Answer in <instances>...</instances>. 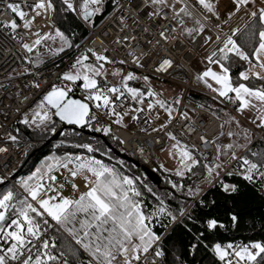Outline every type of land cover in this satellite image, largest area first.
I'll return each instance as SVG.
<instances>
[{
	"label": "snow or ice",
	"instance_id": "1",
	"mask_svg": "<svg viewBox=\"0 0 264 264\" xmlns=\"http://www.w3.org/2000/svg\"><path fill=\"white\" fill-rule=\"evenodd\" d=\"M116 0H114V3ZM178 0H141L139 6H134L132 0H129L128 10L136 15L131 17L133 23H139L138 14L142 10H147L149 19L159 17L163 9L170 8L174 13V18L183 14V16L192 17L188 5L184 4L178 10L175 4ZM203 10L211 13L219 21L220 16L216 6L211 0H194ZM257 4L259 6H257ZM232 9L227 13L229 17L239 12L241 9L251 18V24L241 32L239 28H232L230 34L216 36L219 45L215 51H212L205 57L208 65L205 70L197 75V79L217 94V97L229 104L235 106L237 113L243 114L245 111L257 112V127L264 128V0H231ZM123 9V6L118 5ZM25 7L31 9L32 16L25 12L20 3H6V8L16 17H19L23 24L17 23L16 19H10L3 25L6 33L10 31L12 39H21V47L28 53H32L37 46L42 45L45 41H60V47L50 49L53 54L63 52L65 48H71L72 43L69 37L56 26V14L58 12L56 0H33L31 4L25 3ZM102 11V0H60L59 13H75L82 17L84 21H89L91 17ZM46 17L49 27L52 31L41 33L36 31L32 33L35 39L31 43H25L22 38L17 37L16 30L18 27L30 29L36 17ZM226 22V21H222ZM179 23L184 24L183 18ZM119 24L122 31L129 29L125 16L119 18ZM198 27L188 28L186 31L189 35L195 32L197 35L205 31L206 25L199 20L195 21ZM220 27L219 24L216 25ZM149 29L143 28L144 32ZM175 31L174 28H164L159 32V36L165 41L169 39L166 32ZM239 33V36L237 35ZM27 34V33H26ZM195 38V37H193ZM210 36L204 38L208 43ZM136 40V36L125 34L122 38L116 37L115 43L122 44L128 41ZM159 43V41H157ZM95 61L87 63L88 55L81 54L72 64L75 71H66L62 73L59 79L62 81L76 82L82 80L81 87L86 91L83 99H73L70 97V88L58 86L55 83L43 94L42 100L33 110L31 121L28 115L22 121L24 124L36 123L38 128L51 131H57L56 122L53 116L58 117L59 121L68 125L78 127L92 128L96 132H103L105 135L111 133L110 126L101 125L95 127L92 121L99 123L95 112L91 111L90 104L95 102L97 110L105 109L106 116H115L113 123L121 126L124 124V117L129 115V111L124 110L121 103V111L116 110V105L124 101L132 100L138 104L144 102V96L155 97L157 93L153 91L149 83L150 78L147 75L137 76L134 72L129 71L127 74L120 76L118 84L104 83L102 86L98 83L97 77L106 76L104 68L105 63H115L114 59L106 54L107 49L94 50L86 49ZM128 55L133 57V62L137 67H143L141 59L134 52ZM30 60L33 65L42 63L39 60ZM233 58L238 59L247 68L239 71L237 78L234 80L232 75ZM119 63L124 64V60ZM173 61L169 58H163L159 63L156 71H166ZM216 66V70L211 67ZM27 71V69L25 70ZM113 76H119V71H114ZM143 80L148 85L146 93L138 87H131L129 81ZM258 81L259 86L252 83ZM35 88H40L38 82L32 84ZM161 108L169 113L171 117V107H165L162 100H156ZM179 103V100L176 101ZM148 108H153V102H148ZM54 110V111H52ZM133 113L141 112V108H132ZM186 115V114H183ZM228 115V113H225ZM138 117L131 115V120L136 121ZM38 121V123H37ZM228 122H234L237 128H240V121L234 116H229ZM166 125H161L165 128ZM223 125L221 128L223 129ZM156 131V129H153ZM172 140L176 141L172 148L176 150L179 157V167L175 170V175L183 177L185 173H193V169L201 164L189 148L180 145L176 137L171 133H166ZM76 135H79L76 133ZM220 135H224L221 131ZM240 135V133L227 132L228 137ZM245 140L250 139L248 129L243 130ZM12 142H16L17 137L8 134L7 137ZM113 139H118L113 137ZM200 139L205 143H215L216 156L212 161L203 163L201 166L205 171L204 181L212 186L219 187L226 194L232 195L239 192V186L235 183H227L221 177L226 175L231 177L233 171L226 170V162L221 159L222 156H229L239 164L242 171L237 172L244 181L255 184L259 181L261 188H264V153L252 152L251 155L256 157L255 160L247 156H237L233 150L244 147L238 143L220 144L214 137L212 141H207L204 136ZM123 144V140H119ZM73 147L86 149L88 153L99 151L91 143L75 144ZM7 148L0 147V152H6ZM171 155L172 152L170 151ZM53 161L54 163H47ZM66 169L73 181L80 177L84 181V189L81 191L79 185L71 183L73 196L62 195L58 189L64 188V183L53 187L56 182V176L49 175L54 169ZM195 174V173H193ZM45 177L51 182L45 184ZM67 182V181H66ZM18 183L24 189L27 195L23 199H18V194L11 189L0 193V264H53L65 257L61 251L59 255L53 254L57 248L55 239H46L50 229L66 232L80 249L87 253L89 259L87 264H163L165 251L163 248L164 233L158 234L153 224H159L167 229L176 223H183V219L193 220L190 211L183 206L179 209V216L168 209L164 199L156 196L159 206L151 213L147 212L143 201L140 197L143 195L137 187L135 180L129 176L122 175L115 167H110L95 156L69 155L47 156L37 166L36 171L28 177H22ZM171 183V182H170ZM177 191L182 190V185L172 184ZM151 191V189H148ZM54 195H48V193ZM204 192L199 185L189 187L186 195L194 200L201 197ZM155 195V193L153 194ZM201 206L205 205L204 199H199ZM214 205L215 201L207 202ZM195 207V205H193ZM231 220L235 222L237 216L230 213ZM167 221L165 223L164 221ZM203 227L213 232L217 228H224L225 225L217 218L209 217L203 221ZM189 231H191L189 229ZM203 235V233H200ZM199 241V236H197ZM190 249L195 250L197 244H190ZM207 247V246H206ZM35 249V254H33ZM221 264H264V241H251L246 244H221L216 242L209 249ZM73 255L76 253L73 252ZM179 260V257H176ZM63 264H68L65 258ZM79 264H84L79 261Z\"/></svg>",
	"mask_w": 264,
	"mask_h": 264
},
{
	"label": "built area",
	"instance_id": "2",
	"mask_svg": "<svg viewBox=\"0 0 264 264\" xmlns=\"http://www.w3.org/2000/svg\"><path fill=\"white\" fill-rule=\"evenodd\" d=\"M9 2L20 3L22 9L30 13L31 9L25 7V3L31 4L33 0H0V147L7 148L6 152H0V183L5 181L14 184L12 175L24 162L28 147L33 143L17 137L15 127L18 121L30 105L42 97L53 83L59 84L62 81L58 77L79 55L87 53L86 49L88 48L94 50L107 49L106 54L110 59H114L115 63L121 64L119 61L124 60L125 63L122 65L142 75L149 76L160 85L165 84L169 89L172 88L171 90L165 89V92H169L168 95L164 91L154 88L157 95L149 97L146 94L142 104L130 99L124 101L122 98L121 102L116 105V110L121 111L120 104L122 103L124 110L129 111V115L124 117L126 127L113 123L115 116H106L103 108L97 110L95 102L90 104V109L95 112L98 121L110 126V134L117 137L116 140L124 141L123 144L120 143L122 152L138 163L155 170L161 165L159 150L170 138L166 133L171 132L179 143L189 148L203 163L213 160L215 143H205L200 137L204 136L207 141H212L216 135L221 133V125L224 124L209 107L197 103L190 95L192 93L197 97L210 98L222 105L225 113L228 114L236 115L235 106L226 101L222 102L211 89L196 84L195 79L198 74L193 65L198 58V48L202 40L194 42L179 33L182 26L179 23L182 18L180 15L174 18L172 10L165 8L159 17L149 19L147 10H142L138 14L139 23L137 24L133 23L131 18L136 14L128 10L129 0H116L115 3L114 0H109L110 11L98 24H93L91 20L84 21L82 17L77 16L88 33L73 51H69L47 63L33 65L29 62L33 60L32 54L20 46L21 39H12L10 31L6 33L3 28V25L10 19H16L18 24H23L19 17H16L6 8V3ZM75 2L78 4L79 0H75ZM178 2L182 6L188 5L193 17L206 25L205 29L212 37L210 43L201 51L204 58L218 47L220 43L216 41L218 34L223 37L224 34H230L232 28H239L242 32L251 23V18L245 14L243 9L222 20L226 21L222 23L211 13L195 5L194 0H178ZM140 3L141 0H132L134 6H139ZM118 5L123 6V9ZM121 16H125L127 19L129 29L126 31L121 30L119 24ZM217 24L220 25L219 28L216 27ZM145 27L149 29L147 32L143 31ZM164 28L175 29V31L166 32L169 37L167 41L159 36V32ZM50 30L49 27L47 31ZM20 32L26 33L25 29L18 27L16 30L17 37H19ZM125 34L136 36V40L122 44L114 42L116 37L122 38ZM237 35L239 36V33ZM22 41L29 42V36L27 39L22 38ZM130 51L141 59L143 67H137L133 62V57L128 55ZM163 58H169L173 63L166 71L158 72L156 69ZM26 69L27 71H25ZM34 82H38L40 88L33 87ZM75 91L82 98L87 94L85 90H79L77 85L70 93ZM177 96L179 103H176ZM156 100H162L165 107H171V117L164 108L155 103ZM149 101L153 102L152 109L147 106ZM132 108H141L142 111L133 113ZM131 115H136L138 119L132 121ZM161 125H166V127L161 128ZM246 125L252 134L251 139L246 147L236 154L255 160L256 157L251 155L252 152H258V148H261L264 153V128L255 129L248 123ZM9 133L17 137L15 143L7 138ZM226 170L233 171L234 175L242 171L235 160H231L226 165ZM60 174L67 183L73 182L66 169H61ZM250 185L258 194L264 193V188H261L259 181ZM187 210L190 211L189 208ZM45 238L48 239L47 236ZM232 243L245 244L242 240H236ZM53 264L63 263L56 261Z\"/></svg>",
	"mask_w": 264,
	"mask_h": 264
},
{
	"label": "trees",
	"instance_id": "3",
	"mask_svg": "<svg viewBox=\"0 0 264 264\" xmlns=\"http://www.w3.org/2000/svg\"><path fill=\"white\" fill-rule=\"evenodd\" d=\"M56 6L58 9V12L56 14V26L65 32L72 43L71 48H65L66 50H64L63 54H60L62 56L69 51H73L78 46V44L87 36L88 31L75 13H59L60 0H56ZM110 8L111 6L109 0H105L103 10L100 14L93 16L91 20L92 23L95 25L98 24L110 11ZM231 64L232 75L233 79L235 80L238 76L239 71L244 67V64L242 67V62H240L236 58L232 59ZM252 83L259 86L260 82L252 81ZM140 89L141 91H144L146 93L147 86H140ZM192 99L197 103L209 107L217 115L225 113L224 107L211 100L210 98L199 96L192 97ZM56 120L61 127L62 123L57 118ZM17 124L19 126L21 125L19 124V121ZM92 124L95 127L105 125L102 121H99V123H97V121H92ZM18 132L20 133V131ZM88 132L103 134L114 147L120 149L119 141L113 139V136L111 134L105 135L102 131L96 132L92 128L88 127H83L82 130L72 127L65 128L62 130V135L57 140L61 139L64 133L67 135H69V133H72L77 137V140L84 143H91L93 146L96 145L103 152H107L116 157L112 153V151H110L106 147L101 138L95 137ZM76 133H78L79 135H76ZM23 134H25L29 138H38L42 140V143H40V145L36 147L37 149L32 156L29 157L27 153L24 162L18 167V169H23V167L30 161H32L31 164H36V162L39 161L41 157L47 155V153L49 152L48 149L50 148V146H52L53 142L52 141L48 144L43 145L44 141L51 135V133H40L37 130L32 131L30 129L24 128ZM60 152L63 156L69 151L68 149H61ZM258 152L263 153V150L261 148H258ZM103 156L104 155H97V157L101 159H103ZM122 161L126 163L130 168L138 170L141 174H143L139 167H135L133 164L128 163L124 160ZM196 169L197 166L193 169V173L196 171ZM193 173L189 174L191 175ZM189 174L184 177V181L185 183L187 182V184L191 179ZM15 177H17V175ZM221 178L227 183L238 184L239 192L237 194L229 195L222 192L218 186H208V188L204 190L202 196L197 199L196 203H194L195 207L192 206L190 209L193 220L184 218L183 223L173 224L167 229L161 227L159 224H153L154 230L158 234L164 233L163 248L165 251V256L163 258V264H221L218 258L215 257V255L209 250L212 244L216 242L227 244L232 243L236 240H242L245 244L251 241H264V193L262 195L258 194L252 187V185H250L247 181H244L238 175L233 174L231 177L222 175ZM62 180L66 184H71L67 183L64 179ZM8 185L11 184L9 183ZM4 186L5 184L0 186V193L3 191ZM154 186L157 189V193L164 195L165 190L163 189L165 187H158L156 185ZM169 196L171 198H168L167 202L172 205L173 209H178L179 207L183 206V204L187 200L186 195L177 194L173 191L169 192ZM23 198L24 197H18V199ZM201 198L206 202L204 206H201L198 203V200ZM209 201H215V204L209 205L207 203ZM144 204V207L148 212H151L154 209L151 203L146 199L144 200ZM230 213L237 216V220L235 222L231 220ZM209 217L219 219L225 225V227L217 228L213 232L207 231L203 227V221ZM164 222L167 223L166 220ZM189 229L191 231H189ZM200 233H203V235H200ZM197 236H199V241H197ZM47 238L50 240L53 238L55 239L57 248L54 250L53 254L59 255L61 251L65 253V257L59 260L62 263L66 258L68 260V264H79V261H83L84 264H87V260L89 259L87 253H85L83 249H80L79 246L76 245L75 241L72 240V238L63 230L57 231L55 229H50L47 233ZM0 244H3V241H0ZM190 244H197L196 249L191 250L189 247ZM35 251L36 250L34 249L33 254H35ZM73 252H75L76 254L73 255ZM176 257H179V260H177Z\"/></svg>",
	"mask_w": 264,
	"mask_h": 264
},
{
	"label": "rangeland",
	"instance_id": "4",
	"mask_svg": "<svg viewBox=\"0 0 264 264\" xmlns=\"http://www.w3.org/2000/svg\"><path fill=\"white\" fill-rule=\"evenodd\" d=\"M105 0H102V10H103V5H104ZM101 12L97 13L96 15L100 14ZM183 19H184V24L181 26V28L179 29V33L182 34L186 31V29L191 28V26L193 24H195V20L193 17H187V16H183V14H179ZM195 26L197 27V25L195 24ZM31 30H33L32 28H30ZM49 29V28H48ZM47 29V30H48ZM31 30L28 29V32L24 33V32H20L18 35L19 37L23 38V39H27ZM37 31L40 29H36ZM46 30V31H47ZM52 31V29L50 30ZM49 31V32H50ZM30 42V41H29ZM60 47V41L57 39L55 42L51 41V40H47L45 41L42 45L37 46V48H35L33 50V52L31 53L33 56V60H37V53H39V60L42 61V63L47 62V61H52L57 59L58 57H60L61 53L63 54V52L57 53V54H53L52 51H50V49L53 48H57ZM66 50V49H65ZM88 55L89 60L86 61L87 63H92L95 61V58L92 57L90 54L87 53H83ZM199 57L197 58L196 61H200L201 60V55L200 52L198 51ZM80 56V55H79ZM76 60V59H75ZM74 60V62H75ZM194 62V70L196 69V63ZM73 62V63H74ZM72 63V64H73ZM41 64V63H39ZM72 64L64 71H75V69L72 68ZM38 65V64H36ZM209 66V65H207ZM207 66H201L200 68H206ZM104 68L106 70L107 75L106 76H100L97 77L98 83L102 86L105 82L108 83L109 86H111L112 84H118L120 82V76L127 74L129 71L134 72L137 76H144L122 64H118V63H105L104 64ZM201 69V71H202ZM114 71H119L120 75L119 76H113L112 73ZM196 71V70H195ZM200 71V72H201ZM83 81L79 80L76 82H68V81H61L59 84H56L58 86H66L68 88H70L71 90H73L74 88H76V85L79 87V90H84L81 85H82ZM151 88L153 89V91L155 92L154 88H156V90H160V91H164V93L166 95L169 94V92H165V89L167 90H171L172 88H168L165 84H161L158 83L157 81H154L152 78H150L149 81ZM129 85L131 87H138L140 88V86H147V84H145V82L143 80H133V81H129ZM146 95V94H145ZM42 100V97L38 98L32 105H30V107L26 110V112L23 114V116L20 118L19 120V124H21L20 126L17 124V127H15V133L17 135V137H19V139H23L24 141H32L33 143L28 147V155H30L31 153H35V150L37 149L36 147L38 145H40V143H42V140L38 139V138H29L28 136H26L25 134H23V130L25 129H30L32 131L37 130L40 133H51V135L53 134V132L48 131V130H44L42 128H38L36 126V123H30V124H24L22 123L25 114L28 115L29 120L31 121V117L33 115V110L36 109V105L39 103V101ZM177 100H178V96H177ZM53 111V110H52ZM218 118L220 121L223 122V133L224 135H216V140L219 142H233V143H237V142H242L245 143L248 140H245L244 136H243V130L245 128H243L242 126L240 128L236 127V124L234 122H228L229 120V114L225 115V113L218 115ZM52 119L56 122V127H57V131L60 129V125L59 123H57V120L55 118V116L52 117ZM38 123V121H37ZM59 126V127H58ZM20 131V133L18 132ZM228 131H232L233 133H240V135H233L232 137H228L227 136V132ZM251 133V132H250ZM62 135V133H61ZM60 135V136H61ZM252 135V134H251ZM251 137V136H250ZM48 138V137H47ZM77 137L74 136V134L69 133V135L67 134H63V136L61 137V139L57 140V141H53L52 142V146H50V148L48 149V153L47 155H45L44 157H41L39 159V161L36 162V164L33 165V163L31 164L32 161L28 162L23 169L19 168L17 177H14V184L8 185L9 183L5 184V186L3 187V191L7 190V189H11L13 192L15 193H19L18 197H25L27 195V193L24 192V189L20 186V184L18 183V181L22 178V177H28L31 175L32 172L36 171L37 166H39L41 164V161L44 160L45 157L47 156H62L61 154V149H68V153L69 155H81V156H95L96 159H100L102 160L104 163L108 164L110 167H115L122 175H126L129 176L130 178H133L135 180V183L137 185V187L141 190V192L143 193V195L140 197V199L143 201L144 204V200H148L152 207L154 208L151 212H153L155 210L156 207L159 206V202L156 199V196H160L164 199L165 205L168 207L169 210L174 211L178 216H179V209H173L172 205H170L169 202H167L168 198H171L169 196V192L173 191L174 193L177 194H181V195H186L188 188L191 187H196L197 185H199L202 189L206 190L208 188V185L205 181H204V175H205V171L203 169V167L201 166L203 163L201 162V164L197 165V169L194 172L195 174H189V173H185V175L183 177H178L175 175V170L180 166L179 165V157L176 154V150L172 148V145L174 143H176V141L172 140L171 138H169L168 140H166L165 145L163 148H161L159 150V157L161 158V165L158 166L155 171L160 175V177L162 178V183L161 186L165 187L163 190H165L164 195L163 194H159L157 193V189L154 185H152L151 183H149V181L146 179V177L141 174L138 170L132 169L130 168L126 163H124L121 159L116 158L114 156H112L111 154L107 153V152H103L99 147H97L96 145H94L95 148H98L99 151L93 152V153H88L86 149H82V148H78V147H73V145L75 144H81L84 142H81L79 140L76 139ZM76 140V141H75ZM250 140V139H249ZM180 145H182L180 143ZM172 152V154L170 155L169 152ZM215 152H216V146H215ZM32 154V155H33ZM97 155H104L103 159L97 157ZM216 156V153H215ZM214 156V157H215ZM226 156H222L221 159L224 160ZM226 165L230 162L225 161ZM47 163H54L53 161H48ZM63 168H59L54 169L49 175H54L56 176V182L53 183V187H56L58 184L60 183H64V181L61 178V174H60V170ZM16 171V172H17ZM190 175L191 179L189 181V183L187 184V182L185 183L184 181V177L186 175ZM45 184L51 183L46 177L43 181ZM74 182L79 185V189L81 191L85 190L84 189V181L82 178L77 177L75 178ZM171 182V183H170ZM175 183L177 185H182V190L181 191H177L175 188L172 187V184ZM192 184V185H191ZM148 189H151V191H148ZM59 191H61L62 195L65 196H73V190L71 188V184H66L64 183V188L63 189H58ZM2 191V192H3ZM167 191V192H166ZM1 192V193H2ZM21 193V194H20ZM155 193V195H153ZM48 195H54V193H48ZM187 196V195H186ZM187 200L185 201V203L183 204V207L187 210L188 208L191 209V207L194 205V203H196L197 199L195 200L192 197L187 196L186 197ZM194 201V202H193ZM145 205V204H144ZM148 212V211H147ZM149 212V213H151Z\"/></svg>",
	"mask_w": 264,
	"mask_h": 264
},
{
	"label": "crops",
	"instance_id": "5",
	"mask_svg": "<svg viewBox=\"0 0 264 264\" xmlns=\"http://www.w3.org/2000/svg\"><path fill=\"white\" fill-rule=\"evenodd\" d=\"M169 2L171 3L172 2V0H169ZM211 2L216 6V10H217V12L219 13V16H220V21H222V20H224V19H226L227 17H229L228 15H227V13L229 12V11H231V10H233L232 9V5H231V0H211ZM257 6H259L258 4H257ZM175 7L177 8V10L180 8V7H182V5L179 3V2H177L176 4H175ZM192 17H193V15H192ZM215 17V16H214ZM194 18V17H193ZM216 18V17H215ZM184 20V19H183ZM194 20L196 21V19L194 18ZM196 26H195V24H193L192 26H191V28H195ZM198 27V26H197ZM182 35L185 37V38H187V39H189V40H191V41H199V40H202V42H201V44H199V52H200V55H201V51L208 45V43H210V41L212 40V37L210 36V34L207 32V30L205 29V31L203 32V33H200L199 35H197L195 32H193L191 35H189L188 34V32L187 31H185L184 33H182ZM206 36H210L211 37V39L208 41V43H205L204 42V38L206 37ZM193 37H195V38H193ZM198 57H199V55H198ZM197 60V59H196ZM197 63H196V72H197V74H199V73H201V72H203L204 70H205V67L202 69V68H200L199 69V67H201V66H207L208 65V62H207V60L201 55V60L200 61H196ZM211 67H213V69L214 70H216V66L215 65H211ZM248 67V65L247 64H244V67L243 68H247ZM243 68H242V70H243ZM201 69H202V71H201ZM201 71V72H200ZM241 71V70H240ZM195 82H196V84H198V85H200V86H203V87H206L205 86V84L203 83V82H201V81H199L197 78L195 79ZM229 116H234V117H236V119L237 120H239L240 121V125L243 127V128H245V129H248L249 130V128L247 127V125H246V123H248L249 125H251L252 127H254L255 129H260V127H257L256 126V123H258V121H256V123H253V120H256V116H257V112L255 111V110H253V111H245L243 114H241V113H237L236 112V115H234V114H229ZM249 133H250V130H249ZM250 136H252L251 135V133H250ZM250 139H251V137H250ZM249 141L250 140H248L247 142H245V143H243L242 144V142H237L238 144H240V145H244V147H240V148H235V149H233L236 153H238V152H240L241 150H243L245 147H246V145L249 143ZM216 142H218V143H220V144H228V143H233V142H226V141H223V142H219V141H217L216 140ZM216 153V152H215ZM194 155H196L195 153H193ZM197 156V155H196ZM228 160V162L229 161H231V158H230V154H229V156H226L225 158H224V161H227ZM74 182V181H73Z\"/></svg>",
	"mask_w": 264,
	"mask_h": 264
},
{
	"label": "water",
	"instance_id": "6",
	"mask_svg": "<svg viewBox=\"0 0 264 264\" xmlns=\"http://www.w3.org/2000/svg\"><path fill=\"white\" fill-rule=\"evenodd\" d=\"M92 18H93V17H91L90 20H92ZM90 20H89V21H90ZM69 95H70V97L73 98V99H83L79 94L76 93V91L73 92V93H69ZM190 96H192V97H197V95L192 94V93H191ZM42 98H43V96H42ZM53 111H54V110H53ZM56 118L59 120L58 117H56ZM60 122H61V121H60ZM61 123H62V126L60 127V129H59L58 131H56L55 133H53L52 135H50V136L44 141L43 145L48 144V143H50V142H52V141H56V140L60 137V135H61V133H62V130L65 129V128L72 127V128H76V129H79V130H82V129H83V127H78V126H76V125H68V124L63 123V122H61ZM16 127H17V126H16ZM88 133L91 134V135H93V136H95V137H99V138H101L102 141L104 142V144L106 145V147H107L110 151H112V153H113L117 158L122 159V160H124V161H126V162H128V163H131V164H133L135 167H139V169L142 171L143 175L146 177V179H148V181H149L151 184H154V185H156V186H158V187L161 186L162 178L160 177V175H159L155 170H152V169L148 168L147 166L138 163L136 160H134L133 158L129 157L126 153H124V152H122L120 149H117L116 147H114V146H113V145H112V144L106 139V137H105L103 134H101V133H93V132H88ZM32 154H33V153H31V154L29 155V157L32 156ZM16 175H17V172H15V173L12 175V177L14 178ZM4 184H6L5 181L1 182V183H0V186H1V185H4Z\"/></svg>",
	"mask_w": 264,
	"mask_h": 264
},
{
	"label": "bare ground",
	"instance_id": "7",
	"mask_svg": "<svg viewBox=\"0 0 264 264\" xmlns=\"http://www.w3.org/2000/svg\"><path fill=\"white\" fill-rule=\"evenodd\" d=\"M31 16H32V12L30 11L29 18ZM37 25H39V26H37ZM34 27H35V29H34ZM31 28L33 30L29 29V30H31V32L29 34L30 42H27V43H31L35 39V36L32 35V33L36 32L37 31L36 29H40V32L43 33L49 28V25H48V22H47V18L43 17V16L42 17H36V19L33 21V25H32ZM25 31L28 32V29H25Z\"/></svg>",
	"mask_w": 264,
	"mask_h": 264
},
{
	"label": "flooded vegetation",
	"instance_id": "8",
	"mask_svg": "<svg viewBox=\"0 0 264 264\" xmlns=\"http://www.w3.org/2000/svg\"><path fill=\"white\" fill-rule=\"evenodd\" d=\"M71 91H72V90H71ZM71 91H70V92H71Z\"/></svg>",
	"mask_w": 264,
	"mask_h": 264
}]
</instances>
